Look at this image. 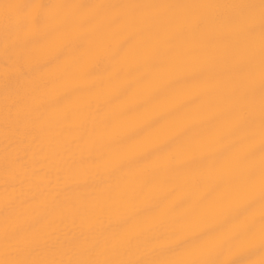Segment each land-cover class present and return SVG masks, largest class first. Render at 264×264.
Returning a JSON list of instances; mask_svg holds the SVG:
<instances>
[{"label":"snow or ice","instance_id":"obj_1","mask_svg":"<svg viewBox=\"0 0 264 264\" xmlns=\"http://www.w3.org/2000/svg\"><path fill=\"white\" fill-rule=\"evenodd\" d=\"M0 264H264V0H0Z\"/></svg>","mask_w":264,"mask_h":264}]
</instances>
